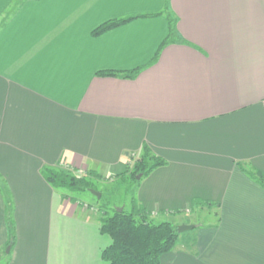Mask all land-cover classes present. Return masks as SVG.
Segmentation results:
<instances>
[{
  "label": "crops",
  "instance_id": "1",
  "mask_svg": "<svg viewBox=\"0 0 264 264\" xmlns=\"http://www.w3.org/2000/svg\"><path fill=\"white\" fill-rule=\"evenodd\" d=\"M169 18L178 40L147 66ZM144 145L165 165L136 184L140 208L218 205L160 264H264V189L245 173L264 174V0H0V264H103L95 207L41 171L115 181Z\"/></svg>",
  "mask_w": 264,
  "mask_h": 264
},
{
  "label": "trees",
  "instance_id": "2",
  "mask_svg": "<svg viewBox=\"0 0 264 264\" xmlns=\"http://www.w3.org/2000/svg\"><path fill=\"white\" fill-rule=\"evenodd\" d=\"M140 17H130L123 20L108 22L95 31L93 35L103 34L111 29L117 28L130 21ZM175 33V23L168 19V34L163 44L158 49L153 60L147 66L153 64L162 49L173 41H177ZM137 69L133 75L140 72ZM132 74V73H131ZM130 75V74H129ZM99 76H117L115 73H101ZM124 77H128L124 75ZM139 158L133 162L132 171L126 166L125 172L118 177L129 175L135 182L137 177H146L154 169L165 165V162L154 156L151 150L144 145ZM130 160L133 159L131 156ZM245 173L264 189V174L248 171ZM43 179L55 190L65 191L66 198L75 202V195L89 193V190H96V182L102 181L101 177L94 171H88L83 175L76 174L70 169L56 167H44L41 171ZM101 194V193H100ZM95 207L99 215V231L102 235L109 237L110 245L102 250L101 261L103 264H160V258L174 250L180 242L182 235L177 232V227L169 218H163L164 215H152L140 208L132 196L130 200V209L117 212L113 209L110 213V202L106 200L103 194L100 198H95ZM218 209L217 204L209 202L196 201L193 208ZM217 214V213H216ZM162 216V217H161ZM172 216V215H170ZM175 215H173L174 217ZM218 217V215H216ZM218 222L216 219L215 224ZM214 225V224H213ZM211 225V226H213ZM199 226L194 229H199ZM9 244L14 242L13 226L8 222ZM195 237H193V243Z\"/></svg>",
  "mask_w": 264,
  "mask_h": 264
},
{
  "label": "rangeland",
  "instance_id": "3",
  "mask_svg": "<svg viewBox=\"0 0 264 264\" xmlns=\"http://www.w3.org/2000/svg\"><path fill=\"white\" fill-rule=\"evenodd\" d=\"M139 157H133L129 161L128 166L130 167L129 171H132L133 168V162L138 159ZM137 181V180H136ZM136 181L133 182L131 180L129 175H125L122 178H118L115 181H107L103 180L100 182H96V192L103 194L106 200H109L110 202V208L109 211L113 209H122V210H129L130 209V200L133 196L134 189L136 187ZM96 197H94L90 193H83L80 197L77 199L84 201L87 204H94ZM217 213V211H216ZM214 209H202V208H196L193 212L186 214L185 218L182 217L180 220L185 219L187 224L196 227V226H206L211 223H214L216 221V214ZM171 220V219H170ZM180 220L172 219L171 221L174 223L175 227H178L180 224ZM183 221V222H185ZM198 229L188 230L184 231L182 233H179L182 235L183 238H181L180 242H188L190 243L193 240L196 239V233Z\"/></svg>",
  "mask_w": 264,
  "mask_h": 264
},
{
  "label": "water",
  "instance_id": "4",
  "mask_svg": "<svg viewBox=\"0 0 264 264\" xmlns=\"http://www.w3.org/2000/svg\"><path fill=\"white\" fill-rule=\"evenodd\" d=\"M140 177H137V180L139 179ZM89 193L92 194L94 197H96L97 199L100 198V193L94 191V190H89ZM117 212H122V209H116ZM194 229V226H191V225H180L177 227V232L178 233H182L184 231H188V230H193ZM9 249L6 250V252H8Z\"/></svg>",
  "mask_w": 264,
  "mask_h": 264
}]
</instances>
